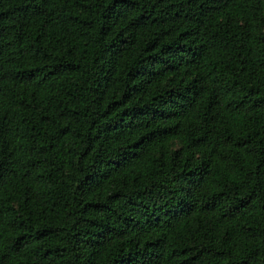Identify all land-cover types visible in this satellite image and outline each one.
Here are the masks:
<instances>
[{
	"label": "trees",
	"instance_id": "1",
	"mask_svg": "<svg viewBox=\"0 0 264 264\" xmlns=\"http://www.w3.org/2000/svg\"><path fill=\"white\" fill-rule=\"evenodd\" d=\"M0 264H264V0H0Z\"/></svg>",
	"mask_w": 264,
	"mask_h": 264
}]
</instances>
